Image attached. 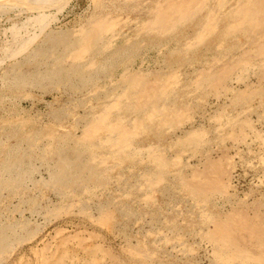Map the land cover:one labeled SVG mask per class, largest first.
I'll list each match as a JSON object with an SVG mask.
<instances>
[{
  "label": "rangeland",
  "instance_id": "374dc122",
  "mask_svg": "<svg viewBox=\"0 0 264 264\" xmlns=\"http://www.w3.org/2000/svg\"><path fill=\"white\" fill-rule=\"evenodd\" d=\"M0 264H264V0H0Z\"/></svg>",
  "mask_w": 264,
  "mask_h": 264
},
{
  "label": "bare ground",
  "instance_id": "6f19581e",
  "mask_svg": "<svg viewBox=\"0 0 264 264\" xmlns=\"http://www.w3.org/2000/svg\"><path fill=\"white\" fill-rule=\"evenodd\" d=\"M1 11H2V10H1ZM246 11H247V10H246ZM257 12H258V11H257ZM176 13H177V12H176ZM248 14H249V13H248ZM258 14H259V13H258ZM245 15H246V14H245ZM2 16H3V15H2ZM249 16L251 17V16H253V15L251 14V15H249ZM246 17H247V16H245V18H246ZM252 18H253V17H252ZM252 20H253V19H252ZM252 20H251V21H252ZM251 21H249V22H251ZM109 25H110V24H109ZM248 26H249V25H248ZM106 27H107V26H106ZM250 27H251V26H250ZM1 29H2V28H1ZM97 29H98V28H97ZM91 30H92V29H91ZM20 32H21V30H16V31H15V36H16V38H15V40H16L15 43L17 42V40H18L19 37L21 38V39H20V44H22V42H25V41H27V40H28V41H29V40H32V38H30V37L27 38L26 35H24V34L20 36V34H19ZM21 33H22V32H21ZM20 51H21V50L18 49V50H17L16 52H14L13 54L16 55V54H18ZM14 57H15V56H14ZM149 87H151V86H149ZM146 88H147V87H146ZM152 91H153V90H152ZM134 129H135V128H134ZM92 130H93V129H92ZM90 138H91V137H90ZM58 172H59V171H58ZM2 173H3V172H2ZM9 173H10V172H9ZM198 179H199V176H198ZM54 180H55V178H54ZM202 180H203V179H202ZM220 232H221V231H219V229H218V230H217V235H219ZM219 237H221V236L219 235ZM220 239H221V238H220ZM221 241H222V240H221Z\"/></svg>",
  "mask_w": 264,
  "mask_h": 264
}]
</instances>
